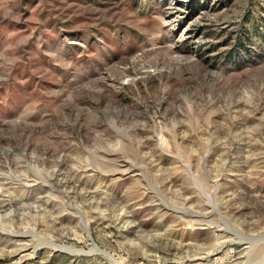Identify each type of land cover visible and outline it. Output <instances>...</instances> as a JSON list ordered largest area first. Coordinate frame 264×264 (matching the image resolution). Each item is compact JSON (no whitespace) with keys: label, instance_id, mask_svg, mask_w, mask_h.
<instances>
[{"label":"rangeland","instance_id":"1","mask_svg":"<svg viewBox=\"0 0 264 264\" xmlns=\"http://www.w3.org/2000/svg\"><path fill=\"white\" fill-rule=\"evenodd\" d=\"M0 264H264V0H0Z\"/></svg>","mask_w":264,"mask_h":264},{"label":"bare ground","instance_id":"2","mask_svg":"<svg viewBox=\"0 0 264 264\" xmlns=\"http://www.w3.org/2000/svg\"><path fill=\"white\" fill-rule=\"evenodd\" d=\"M95 245V244H94Z\"/></svg>","mask_w":264,"mask_h":264}]
</instances>
